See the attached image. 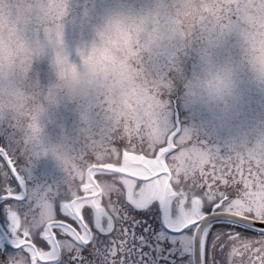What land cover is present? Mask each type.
Masks as SVG:
<instances>
[{
    "label": "clouds",
    "instance_id": "clouds-1",
    "mask_svg": "<svg viewBox=\"0 0 264 264\" xmlns=\"http://www.w3.org/2000/svg\"><path fill=\"white\" fill-rule=\"evenodd\" d=\"M197 39L200 68L182 81L191 104L229 110L242 73L264 92V0H0V126L23 134L26 160L50 161L75 187L83 153L171 91L155 67L179 74ZM232 41L239 58H218ZM232 149L264 160V131Z\"/></svg>",
    "mask_w": 264,
    "mask_h": 264
},
{
    "label": "snow or ice",
    "instance_id": "snow-or-ice-1",
    "mask_svg": "<svg viewBox=\"0 0 264 264\" xmlns=\"http://www.w3.org/2000/svg\"><path fill=\"white\" fill-rule=\"evenodd\" d=\"M164 112L145 98L123 133L83 153L75 187L0 126V264H264V160Z\"/></svg>",
    "mask_w": 264,
    "mask_h": 264
},
{
    "label": "rangeland",
    "instance_id": "rangeland-1",
    "mask_svg": "<svg viewBox=\"0 0 264 264\" xmlns=\"http://www.w3.org/2000/svg\"><path fill=\"white\" fill-rule=\"evenodd\" d=\"M132 2L139 6L145 0H132ZM200 46L201 42L197 39L191 49L180 54L179 74L169 77L164 64L156 65L157 74L161 78H170L172 82V90L162 95V103L165 105L164 115L170 123L190 131L197 139L222 152H227L237 144L250 141L259 132L264 131V92L256 88L248 76L242 73L238 98L229 110L191 104L186 97L182 81L199 70ZM227 54L239 58L234 41L220 50L218 58ZM42 163L54 168L60 176L50 161Z\"/></svg>",
    "mask_w": 264,
    "mask_h": 264
}]
</instances>
